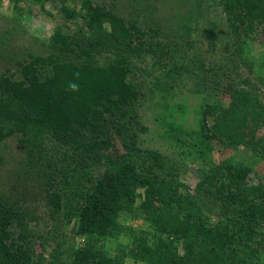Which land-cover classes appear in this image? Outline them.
I'll return each mask as SVG.
<instances>
[{
    "label": "trees",
    "instance_id": "16d2710c",
    "mask_svg": "<svg viewBox=\"0 0 264 264\" xmlns=\"http://www.w3.org/2000/svg\"><path fill=\"white\" fill-rule=\"evenodd\" d=\"M22 1L13 0L15 10ZM125 1L119 12L116 0H58L50 33L36 36L40 52L5 54L19 75L0 71V142L20 145L24 188L0 190V264H264V184L243 182L251 168L232 153L243 147L264 161V101L242 87L221 89L227 102L200 106L210 124L186 140L159 134L170 160L201 166L198 186L211 193L204 203L170 172L165 154L144 146L137 111L144 88L172 118L173 89L200 97L220 90L224 66L207 59L190 30L215 5L237 54L247 42L264 47V0H178L189 9L165 21L147 0ZM216 28L208 24L210 50ZM161 31L164 45H151ZM31 198L43 202L52 230L73 224L72 234L35 233Z\"/></svg>",
    "mask_w": 264,
    "mask_h": 264
},
{
    "label": "rangeland",
    "instance_id": "374dc122",
    "mask_svg": "<svg viewBox=\"0 0 264 264\" xmlns=\"http://www.w3.org/2000/svg\"><path fill=\"white\" fill-rule=\"evenodd\" d=\"M99 1V0H97ZM107 4H111L112 0H103ZM150 4L149 8L153 16H156L161 21L166 19L174 20L179 14L189 9L187 4H181L178 0H147ZM56 4V5H55ZM13 0H0V40L6 39L7 44H0V71L4 72L8 69V73H12L18 77L19 71L14 64L15 60H10L5 57V54H14L16 58H26L28 51L40 52L37 48L36 36H47L55 23V19L59 17L58 0H47L42 6L37 1L24 0L18 3L21 11L15 10ZM116 6L119 12H125L129 6L125 0H116ZM209 20V22L207 21ZM178 21V19H177ZM174 21L175 23H178ZM202 21V22H201ZM199 23L198 29H191V36L200 43L201 51L205 53L208 60L213 61L218 58L216 63L224 66V72L219 73L220 90L209 91L204 96L200 97L189 92L187 86L183 89H173L176 91V101L170 102L171 105L178 106V110L174 113V118L168 115L163 102L159 97L151 93L148 89L142 90L138 100V115L141 119L145 131L139 132L140 138L144 141V146L161 151L167 159V166L170 172L174 174L176 179L181 181L193 194L198 196L199 200H205L211 193L204 187L198 186L199 182L203 181V170L196 162L180 161L178 159L170 160L176 157L170 154L168 143L162 139L159 134L163 131L169 132L175 137L182 140L189 139L190 136L197 131L199 123L210 124V119L204 116L203 110L200 108L204 104H212L217 99L222 102L228 101V96L221 89H230L233 87H242L245 91L256 92L262 101H264V47L258 45V42H247L243 46L241 55L236 53V47L232 42L230 32L226 28L225 19L220 8L214 5ZM156 21L152 23L155 24ZM216 24L214 30L219 36V40L214 44V50H210L208 41V24ZM155 28V25H153ZM151 39V38H150ZM165 39L164 31L159 33V36L149 41L152 45L155 42L163 43ZM164 45V43H163ZM149 62V58L147 57ZM156 73V72H155ZM226 76H225V75ZM225 76V77H224ZM228 76V77H227ZM247 80L249 85H243L241 82ZM178 94V95H177ZM201 114L197 117V113ZM182 115H178V114ZM161 119V121L158 120ZM198 118V121L196 119ZM189 134V135H188ZM165 140V141H164ZM232 151L235 158L241 162H245L250 166V172L240 173V178L243 182L255 184L262 182L264 184V161L253 158L249 155V151L243 147H237ZM237 151V152H236ZM24 154L17 143L16 138H9L0 142V190L2 192H12L14 187L17 191H23L22 183V165ZM206 170V169H205ZM25 194H34L31 191L23 192ZM32 208H35V216L37 219L31 223L34 232L41 234L45 231H50L52 236H61L62 234H72L74 225L66 227L60 225L58 229L52 230V219L47 216L44 210L43 202L36 199H26ZM212 218L215 213L207 211ZM210 213V214H209ZM131 225L135 229H142L140 221H131ZM83 237L76 238V244L82 243ZM35 250L40 251V247L35 245ZM67 259L63 257L61 264H66Z\"/></svg>",
    "mask_w": 264,
    "mask_h": 264
},
{
    "label": "clouds",
    "instance_id": "9594fccd",
    "mask_svg": "<svg viewBox=\"0 0 264 264\" xmlns=\"http://www.w3.org/2000/svg\"><path fill=\"white\" fill-rule=\"evenodd\" d=\"M67 87L71 90V91H78L79 90V85L76 84L75 82L70 81L67 85Z\"/></svg>",
    "mask_w": 264,
    "mask_h": 264
}]
</instances>
